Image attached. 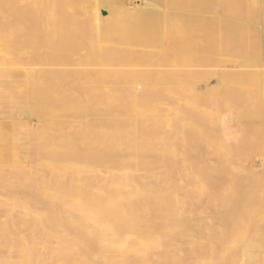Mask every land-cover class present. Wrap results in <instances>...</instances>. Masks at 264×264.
Returning a JSON list of instances; mask_svg holds the SVG:
<instances>
[{"label": "bare ground", "instance_id": "bare-ground-1", "mask_svg": "<svg viewBox=\"0 0 264 264\" xmlns=\"http://www.w3.org/2000/svg\"><path fill=\"white\" fill-rule=\"evenodd\" d=\"M3 114L0 264H264V0H0Z\"/></svg>", "mask_w": 264, "mask_h": 264}, {"label": "rangeland", "instance_id": "rangeland-1", "mask_svg": "<svg viewBox=\"0 0 264 264\" xmlns=\"http://www.w3.org/2000/svg\"><path fill=\"white\" fill-rule=\"evenodd\" d=\"M119 2H123L124 0H118ZM129 1H134V0H129ZM163 1V0H162ZM166 3V4H165ZM169 4V6H168V4ZM162 9H161V15H173L174 13H176L175 12V6H171V4L169 3V2H166V1H164V2H162ZM168 6V7H167ZM164 7V8H163ZM170 7V8H169ZM166 8V9H165ZM127 9V10H126ZM121 11H123V16L125 17V21L126 22H129V21H132L133 20V18L135 17V12H132V10L130 11L129 9H128V7L127 6H122V8H121ZM166 12V13H165ZM164 13V14H163ZM129 14V15H128ZM199 33H200V35H202V34H204V31H199L198 32V35H199ZM199 35V36H200ZM262 38V37H261ZM53 45H52V53H53V55L55 56L54 58H55V64L54 65H52V67L53 68H79V67H81V66H84V67H88V68H97V67H99V65L98 64H90V65H81V64H79V60H80V55L78 54V53H75V54H71V53H69V55H70V58H68L67 57V55H66V52H67V50H68V48L65 46V45H63V43H62V40H61V38H59V37H55L54 38V41H53ZM124 46V45H123ZM132 48H134V49H137V50H140L141 49V47H139L138 48V46H132ZM73 55H74V57H73ZM68 60V61H67ZM114 63V65H112V66H114V67H117V68H119V67H123V68H129L130 66L129 65H123L122 63L123 62H121V61H114L113 62ZM196 89L197 90H199V91H204V90H206L207 89V87H208V84L207 83H205V82H202V81H199V82H197L196 83ZM4 116V117H3ZM4 118V119H3ZM5 120V121H4ZM15 120H17L15 117H10V116H7V115H5V114H3V115H0V121H4V123H11V121H15ZM230 120V119H229ZM26 121L28 122V126L30 127L31 126V128L32 127H34V126H36L37 124H39L38 122H37V120H36V118H34V117H27L26 118ZM34 122V123H33ZM53 122V121H52ZM231 123H235L234 121H230ZM17 131V130H16ZM9 133H12V132H14V130H9L8 131ZM23 142V141H22ZM16 143V141H14V140H9L8 139V144L9 145H12V144H15ZM1 144H3V143H1ZM9 145H7V146H9ZM1 146V145H0ZM23 147V146H22ZM1 149H4L2 146H1ZM7 158H8V155H7ZM258 163V159L257 158H254V159H252L251 160V163H250V166L251 167H257L258 165H255V164H257ZM253 166H252V165ZM2 192V191H1ZM0 192V198L2 197V193Z\"/></svg>", "mask_w": 264, "mask_h": 264}]
</instances>
